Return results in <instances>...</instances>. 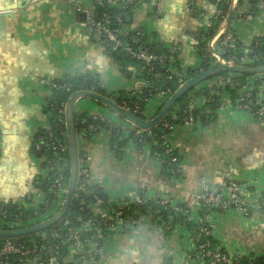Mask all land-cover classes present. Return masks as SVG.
<instances>
[{"label": "crops", "instance_id": "0c3cea01", "mask_svg": "<svg viewBox=\"0 0 264 264\" xmlns=\"http://www.w3.org/2000/svg\"><path fill=\"white\" fill-rule=\"evenodd\" d=\"M161 1L160 18L151 20L149 9L143 7L127 18L129 28L143 27L150 39L164 46L178 43L180 66L197 68L200 58L190 50L193 41L188 35L207 30L210 19L223 6L212 0ZM90 3L0 0V206L12 203L29 209L43 199L37 184L43 160L33 154L31 146L38 132L50 129L51 116L45 112L47 82L91 75L108 93L143 90L133 68L128 77L123 76L100 44L90 39L84 15L74 11L75 6L89 8ZM15 5L22 8L13 9L9 16V9ZM226 7L220 24L225 32L232 33L244 47L264 39V28L238 19L248 14L247 0ZM255 24L264 26V19ZM85 100L77 102L75 115L95 114L118 126H130L96 102ZM157 106L152 101L146 109L152 113ZM167 138L181 157L178 177L163 172L149 149L138 148L133 141L125 142L126 147L115 153L107 130H100L88 141L77 137L80 164L89 169L92 183L104 190L110 202L127 198L143 186L150 195H167L194 207L202 183L215 186L230 179L264 190V121L225 109L215 113L206 126L177 129ZM212 220L213 238L221 246L264 250V213L254 212L249 218L220 214ZM183 234L180 230L166 235L149 225L129 234L108 236L105 256L97 264H176L186 249Z\"/></svg>", "mask_w": 264, "mask_h": 264}, {"label": "built area", "instance_id": "2783aa9c", "mask_svg": "<svg viewBox=\"0 0 264 264\" xmlns=\"http://www.w3.org/2000/svg\"><path fill=\"white\" fill-rule=\"evenodd\" d=\"M212 1L217 5L223 3V0ZM225 1L228 5L239 2V0ZM250 1L247 0V16L240 15L238 19L244 20L264 11V0H255V5H252ZM143 7L149 9L148 13L151 20H157L163 15L161 0H91L89 8L75 6L74 11L76 14L84 15V25L90 39L100 44L103 50L106 52L121 51L130 59L141 63L143 69H148L150 72H155L156 68L164 67L167 73L175 74L176 78L180 80L177 89L184 84L181 79L189 70H196L201 73L214 64L227 67H258L255 64L259 59L251 56L258 44L253 43L249 47L243 46L241 50L236 51L235 46L238 39L232 33L225 32L223 26L218 28L214 37L208 42L209 56L200 52L196 42L197 34L188 35L193 41L189 44L190 50L200 58L198 67L190 69L182 68L179 64L178 55L181 46L178 43L164 46L165 53L157 54L151 50V44L155 42L148 35L145 39V45L140 44L141 39L147 34L143 27L130 29L127 20H124L121 15L112 16L108 12L99 11L100 8L116 11L129 10L130 14H133ZM220 14L221 12L218 11L216 15ZM222 36L224 38L223 43L226 44L224 49H221L218 44ZM132 70L135 73L138 71L135 68ZM126 71L130 72L131 69ZM225 74L217 75L205 81L204 83L207 82L208 84L204 87L201 86L203 83L199 85L197 91L205 89L208 94L191 99L190 104L183 110L185 116L180 123H170L163 118L158 123L162 131L166 132L161 136V139L165 143V155L169 157L167 173L172 177L179 175V171L170 166L178 165L180 155L176 153V148L168 143V135L177 129L195 130L204 126L202 116L211 114L212 105L216 106L214 113L232 109L245 112L257 121H264V73L249 75L245 78L241 74ZM156 77L158 78V76ZM168 78L172 80L171 76ZM141 81L143 88L147 89L149 83L142 79ZM48 84L49 82L46 83V86ZM52 86L55 87V85ZM64 87L70 90V87ZM90 89L79 92L94 93L92 91L94 87ZM172 95L173 92L170 89L161 90L153 100L148 101L142 97H137L132 102V107H129L126 102H122L119 107L135 116L139 114L144 116L143 121H151L157 115L158 109L162 108ZM191 95L194 96L195 94L192 93ZM109 100L114 102L113 99ZM142 101L145 103L144 107L141 106ZM152 101H156L158 106L151 113L147 111L146 106ZM65 106L63 105L58 111V122L63 120ZM195 111H199V114L194 115ZM175 113H181V109L177 108ZM88 118L105 124L110 123L104 117L95 114H89ZM78 125L79 132L76 137L88 141L92 136L87 139L88 133L83 128L85 121L79 122ZM92 129L94 128L89 126V130ZM107 131L112 137L113 132ZM150 131L151 129L141 130L130 124L129 127L120 126L118 134L122 142L131 141L133 137L141 143L145 139H152ZM156 144V142H146L141 149L146 147L151 154V147ZM32 146L36 152L51 151L57 162L54 166L47 161L46 156L40 158L43 160V168L39 181L47 184L49 196L53 200L52 202L48 201L45 194L41 192L43 199L37 205L34 204L29 208H33L35 211L33 217L27 221L18 218L14 221H7L5 215L1 213L0 231H15L43 223L54 217L64 203L69 180L66 176V169L69 165L66 157L69 153L66 134H62L61 139L41 136L34 141L33 138ZM158 161L160 162V160ZM79 167L77 186L72 199L74 197L78 199L79 195L85 193L90 186H96L104 192L99 185L92 183L89 169L83 164ZM144 188L143 186L137 187L129 197L109 201V204L104 207L100 205L97 196L92 195L94 204L91 206V216L84 222L77 218L76 223L78 225H73L67 216L68 209L66 215L57 224L33 234L36 235L34 239H22L31 235L0 238V264H97L105 256L104 243L108 236L129 234L140 227L149 225L164 233L171 232L170 236L183 230L186 249L180 254L176 264H244V262L245 264H264V250L250 251L238 245L224 247L220 243L219 246L210 248L207 241L208 238H213L212 226H214V222L212 218L215 215L236 214L242 218H249L254 212L261 213L262 211L264 213V190L255 189L252 185L236 179L223 181L215 186L202 183L194 207H187L167 195H150ZM39 189L41 191V188ZM80 203L81 205L84 204L82 197ZM165 212L167 213L165 214ZM178 218L190 223L193 229L187 228L182 221L176 222Z\"/></svg>", "mask_w": 264, "mask_h": 264}, {"label": "trees", "instance_id": "16d2710c", "mask_svg": "<svg viewBox=\"0 0 264 264\" xmlns=\"http://www.w3.org/2000/svg\"><path fill=\"white\" fill-rule=\"evenodd\" d=\"M105 1V0H103ZM252 5L256 4L255 0L250 1ZM223 6L220 7L221 14L218 16H214L210 19L209 27L207 30L204 31H199L197 33V40H198V48L200 52L205 54L206 56H209L210 52L208 49V42L214 37L216 31L218 30L220 24L222 23L224 12L226 5L225 0H223V3L218 4V6ZM100 12H108L112 16L115 15H121L124 20H126L131 14L129 10L126 11H116L114 9L107 10L105 8H100ZM146 34V33H145ZM147 38V34L141 39L140 44L143 45L145 43V39ZM223 36L220 37L218 44L221 47V49L226 48V44L223 43ZM257 43L258 46L254 50L251 56L257 57L259 60L256 62V66L258 67H263L264 66V39H258L254 44ZM145 45V44H144ZM164 45L161 43H153L151 44V50L156 52L157 54H164L165 49H163ZM242 44L239 42L236 44L235 48L236 51L241 50ZM107 55L113 59V61L117 64L119 67V70L121 74L125 77L129 76V73L126 71L127 69L130 68H135L138 69L136 72L137 78L140 80H145L149 83V87L147 89H144L140 93H132V92H123V91H118L114 93H108L105 89L100 88L99 82L95 80L94 77L91 75H82L78 77H71L67 76L64 79H56L53 81H50L48 86H46V89L49 91L45 101H46V106H45V112L49 113L51 116L50 119V130L48 131H41L38 132L34 136V141L38 139V137L44 136V137H49L51 136L53 139H61L62 134H66V128H65V118L63 117L62 122H58V111L61 109L63 105H66L69 99L77 92L79 91H85V90H91V87H94L92 90L94 93L98 95H102L106 98L113 99L115 104L118 106L122 105V102H126L129 107H132V102L135 101L137 97H142V99H147L153 100L155 99L156 95L161 91V90H167L170 89L173 94L177 91V87L180 85V80L176 78L175 74L171 75L170 73H167L165 68H156L155 72H150L148 69H143V66L141 63L134 61L130 59L128 56H126L123 52L121 51H108ZM198 74H200L199 71L196 70H189L187 74L181 79L182 83H185L189 81L190 79H193L196 77ZM227 75V73L225 74ZM158 76V78L156 77ZM169 76L172 77V80H169ZM249 75H244L243 77H247ZM55 85L53 87L52 85ZM70 87V90L66 89V87ZM199 86L191 90L188 94L183 96L175 105L173 109L163 118L166 121H169L170 123H180L181 119L185 116L184 115V109L187 107L191 99L194 97H198L200 95H206L208 94L207 90H201L197 91ZM194 93L195 95L192 96L191 94ZM192 96V97H191ZM145 103L142 101L141 106L144 107ZM179 108L181 109V113L176 114V109ZM161 109V108H160ZM157 113L159 112V110ZM216 109L215 105L211 106V114L210 115H203L202 120H203V125L206 126L210 121L213 120L214 118V110ZM199 111H195L194 115H198ZM140 119H145L144 116L142 115H136ZM176 116V117H174ZM176 118V120H175ZM85 121V126L83 127L86 132L88 133L87 139H89L90 136H93L97 134L100 130H111L113 132V135L111 137L110 141V146L111 149L114 150L115 153H119L121 150H123L126 147L125 142L120 141V135L118 134V130L120 129V126L113 124V123H101L98 121H93L92 119L88 118L87 114H81V115H75V132L76 134L79 132V122ZM89 126L93 127L94 129L89 130ZM152 133V139H145L143 142L139 143L138 140L134 139L133 137L131 138V141H133L138 148H141L146 144V142H156V145H153L151 147V156L153 158H156L160 160V165L162 167V171L167 173V170L169 166L167 165L169 162V157L165 155V146H164V141L161 139V136L164 135L166 132H163L161 129L160 124H157L155 127H153L150 131ZM167 146V145H166ZM31 150L33 154L37 158H41L42 156H46V159L48 162H50L52 165L56 166L57 162L53 158V155L51 151L48 150H43L41 152H36L31 146ZM178 154V151H176ZM155 155V156H154ZM68 163H69V153L66 156ZM179 162L178 165H171L170 167L175 168L177 171H179V164L181 163V157L179 156ZM48 164V163H45ZM78 164H80V154L78 153ZM80 168V167H79ZM69 172H70V164L68 165V168L66 169V176L69 179ZM38 188H41V191L45 194L46 198L48 201L52 202L53 198L49 196V190L48 186L44 182L38 181ZM92 195H96L97 198L100 201V205L102 207L106 206L109 204L108 197L104 194V192L97 188L96 186H90L87 188V191L85 193H81L79 195V198H73L69 207V211L67 213V216L71 219L73 222V225H78L76 223V219L80 218L81 221H86L90 216H91V206L94 204V199L92 198ZM84 199V204L81 205L80 203V198ZM34 209H28L25 210L23 207H20L18 205L12 204V203H7L4 205L0 206V215L3 213L6 217L7 221H14L15 219H21L23 221H27L28 219L33 217L34 214ZM167 212H165L166 214ZM261 213H263L261 211ZM182 221L187 228H192L193 227L190 225V223L185 222L184 220H180L179 218L176 219V222ZM166 235H170L171 232L165 233ZM36 238V235H31L29 237H23V240L27 239H34ZM210 248H214L219 246V242L213 238H208L207 239ZM245 264V262H244Z\"/></svg>", "mask_w": 264, "mask_h": 264}, {"label": "water", "instance_id": "95a60500", "mask_svg": "<svg viewBox=\"0 0 264 264\" xmlns=\"http://www.w3.org/2000/svg\"><path fill=\"white\" fill-rule=\"evenodd\" d=\"M30 1L32 0H25V3L29 4ZM15 6H12L9 9L8 11L9 16H12L11 12L13 9L22 8L20 5H18L19 7H17V5ZM128 21L129 19H127V22ZM224 73H236L241 75H257L264 73V66L247 68V67H227V66H222L220 64H214L208 67L207 69H205L204 71H202L193 79H190L189 81L185 82L181 87H179L177 91L162 106V108L159 110L155 118L151 121H143L142 119L124 110L123 108L116 105L113 101L107 99L102 95H98L92 92L75 93L67 102L64 112L66 137H67L68 151H69L70 172H69L67 191L61 209L54 217L38 225L31 226L25 229L15 230V231H0V238H14V237L29 236L36 234L38 232L51 228L66 215L70 207L72 196L77 186V180H78L79 164H78L77 137L75 132V107L79 100L83 98L90 99L104 106L105 108L109 109L114 114L119 116L121 119L135 126L136 128L141 130H148L155 127L161 121V119L164 118L171 111V109L175 107L177 102L183 96L188 94L191 90H193L200 84L204 83L205 81ZM170 263H171L170 261H167L165 264H170Z\"/></svg>", "mask_w": 264, "mask_h": 264}, {"label": "rangeland", "instance_id": "374dc122", "mask_svg": "<svg viewBox=\"0 0 264 264\" xmlns=\"http://www.w3.org/2000/svg\"><path fill=\"white\" fill-rule=\"evenodd\" d=\"M261 19H264V11H261V12H259L256 16H252L251 18H249V19H245V20H243V23H245V24H248V23H251V24H254L255 25V27L257 28V29H263L264 28V26H260V25H257V24H255V23H260L261 22ZM134 69V68H133ZM88 100H90V99H88ZM88 100H85V101H88ZM91 101V100H90ZM86 103V102H85ZM98 104V103H97ZM99 106H101V107H103V108H105L104 106H102V105H100V104H98ZM106 110L108 111V112H110V113H112L115 117H119V116H117L116 114H114L112 111H110L109 109H107L106 108ZM120 118V117H119ZM120 120H121V122L122 123H124L125 125L126 124H129L128 122H126V121H124V120H122L121 118H120Z\"/></svg>", "mask_w": 264, "mask_h": 264}]
</instances>
